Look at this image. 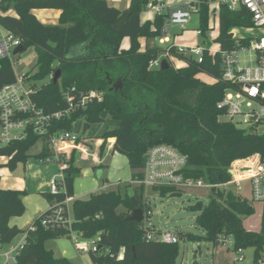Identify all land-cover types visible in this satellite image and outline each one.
<instances>
[{"label": "trees", "instance_id": "obj_1", "mask_svg": "<svg viewBox=\"0 0 264 264\" xmlns=\"http://www.w3.org/2000/svg\"><path fill=\"white\" fill-rule=\"evenodd\" d=\"M152 1L131 0L130 8L122 11L107 0H2L0 8L5 12L12 8L15 14L0 17V23L22 40L26 50L35 49L38 72L31 80L52 77L41 88L34 84L37 92L33 99L46 114L66 110L69 107L67 96L78 105L92 91L103 94V100L93 98L85 108L55 121L51 133L72 131L73 124L83 117L90 125L102 123L103 114L107 112L120 124L101 137L105 141L100 149L105 150L108 140L115 139L112 151L127 157L134 181L143 177L148 150L166 144L188 156L187 176L211 184L225 183L230 180L228 170L235 159L254 153L264 156V133L256 134L222 120L227 112L220 103L228 85L221 80L219 54L211 56L206 52L203 62L198 63L175 46L142 50L140 38L150 40L162 36L168 18L156 15L153 21L142 22L141 15ZM210 1L197 0L199 30L204 37L210 30L211 17L216 14ZM37 9L60 10L59 23H41L33 14ZM126 13H130L128 20L120 33L115 32L113 27ZM218 17L220 31L216 42L222 50L233 47L235 29L252 26V19L244 10L235 12L220 5ZM125 38L131 40L128 49L122 47ZM167 49L171 55L187 61L188 66L177 68L171 64L165 70L151 68ZM58 71L60 78L55 83ZM201 74L214 82L202 80ZM13 82L14 71L8 61H3L0 85ZM119 83L122 87L116 89ZM39 141L38 136L29 133L22 141L0 147V160H8L6 164L0 162V168L14 171L18 164H25L30 158L41 161L52 157L48 137L40 153L30 154ZM68 163L60 192L43 193L50 208L27 230L9 226L11 218L24 215L23 197L27 192L0 189V241L9 244L18 236L26 235L19 264H72L66 258H56L53 251L45 248L49 240L71 239V231L42 224L68 196L74 197V182L81 174L76 151ZM173 191L160 188L162 196ZM144 196L145 188L135 185L132 195L117 190L73 202L72 231L85 240L102 233L98 250L89 252L94 264H177L179 244L147 241L140 223L129 220L134 211L144 209ZM190 209L201 212L197 223L206 236L180 234L181 238L194 242L205 239L218 247V237L227 235L233 237L236 249L264 245V213L260 232L244 227V220L254 214V207L246 199L229 201L223 191L213 190L208 205L198 202Z\"/></svg>", "mask_w": 264, "mask_h": 264}, {"label": "built area", "instance_id": "obj_2", "mask_svg": "<svg viewBox=\"0 0 264 264\" xmlns=\"http://www.w3.org/2000/svg\"><path fill=\"white\" fill-rule=\"evenodd\" d=\"M2 0H0L1 2ZM220 5L227 6L231 11H246L251 19V27H242L239 32L233 31L234 45L229 50H222L221 45L216 42L217 38L213 31L216 25L219 26L218 10ZM210 6L216 10L214 18V28H210L206 37L198 29L197 34L202 38V42L191 47H176L181 52L196 62L202 63L207 52L211 56L217 54L221 57V80L227 83L223 100L220 106L226 109L225 118L234 123L235 117H244V123L251 132L262 134L264 130V0H212ZM148 8L157 15L168 16V25L162 30L164 36L174 27L182 30L191 22L194 15L199 14L197 0L184 3L177 8L167 6L165 0H154L149 3ZM9 15L0 8V17ZM218 19V24L216 20ZM220 31V28L218 29ZM218 31V32H219ZM244 32H251L247 36ZM239 33V34H238ZM163 41V39H162ZM215 42L217 49L213 46H206L209 42ZM24 46L22 40L12 31L0 23V67L3 61L10 63L15 74V82L0 85V147L8 146L13 142H19L27 138L32 133L40 138L43 143L48 137V144L52 157L41 160L43 163H56L59 166V173L50 183V193L55 195L61 190L60 184L65 181V172L69 168L68 161L74 151L85 152V143L81 137L70 130H58L51 133L55 121H58L79 108H85L86 103L97 98L103 100V94L90 92L81 99L80 104L72 103L67 96L69 107L64 111L46 114L33 99L37 89L34 86L33 72L18 73L15 70V62H20L24 52L16 53V50ZM167 59L175 67L178 62H183L188 66V62L178 59L176 56L166 51L151 64V68H161L162 60ZM214 82L210 80V84ZM240 128L239 123H234ZM242 129V128H241ZM104 139L96 141L97 146H102ZM188 156L179 151L176 147L166 144H159L151 147L147 154L143 177L136 180L137 186L145 188L143 221L140 223L144 239L147 241L162 242L166 244H179L180 233L159 230L153 220L152 194L160 195V188H172L174 193H184L194 189H206L208 191L221 190L226 197L231 187L241 190L242 184L249 185L250 197L238 198L246 199L250 204L257 203L263 208L264 213V156L254 153L245 158L235 159L228 170L230 180L222 184H211L204 179H195L187 176L189 167ZM73 197L68 196L65 201L55 211L42 221L43 226H62L71 231V239L75 244L85 250H98V245L102 239L99 232L94 238L81 242V236L72 231L74 218L70 214V205ZM82 239V238H81ZM26 240V235H25ZM25 243V242H24ZM23 244L7 247L0 241V264H19L18 257L23 249ZM218 245H223L227 249L236 252V262H244L246 258L242 255L244 249H236L233 237L220 235ZM253 255L250 264H264V245L261 248L252 247ZM122 256H120L121 258Z\"/></svg>", "mask_w": 264, "mask_h": 264}, {"label": "crops", "instance_id": "obj_3", "mask_svg": "<svg viewBox=\"0 0 264 264\" xmlns=\"http://www.w3.org/2000/svg\"><path fill=\"white\" fill-rule=\"evenodd\" d=\"M107 1L111 6L116 7L122 11L128 10L131 4V0H107ZM194 1L195 0H165L166 5L171 6L172 8H177L184 3H189ZM211 8L213 9V7ZM166 13L164 15H167ZM33 14L43 24L57 25L59 23V19L62 12L56 9H37V10H33ZM156 15L157 14L154 11H152L147 7L146 11L143 12L141 15V20L143 23L147 21H153ZM173 29L174 28H172L170 31H172ZM198 29L199 27L196 30ZM180 30L185 32L181 35H175L173 40L169 35L170 31L167 33L166 36L162 34V36L155 39L147 40L145 38H140L139 41L141 43L142 50L144 51L147 48L157 47L156 45L157 41H159L162 44H166V45L168 44L166 48H168L169 46L191 47L199 44V42H197V39L188 36L190 30L188 29L185 30L180 29ZM130 45H131V40L129 38H125L122 42V47L128 49ZM177 66L179 68L185 67L183 62H178ZM200 78L206 82H210L211 80L210 77L204 74H201ZM104 114H103V118H104ZM85 122L86 123L83 124V131L87 124V120ZM91 126L92 125H90V128ZM72 132H74L73 129ZM101 137L102 136L90 137L89 139H85L84 141L85 152L82 153L76 151V154L80 153L83 156L82 157L83 160H87L88 162H91L93 164L92 167L93 171L90 172L87 171L85 172V174H82V168H81L82 166L80 164L81 161L77 160V164L81 168V174L74 182L73 202L75 200H87L90 198L92 194L108 193L117 190H120L121 193L123 194L122 192L123 189H126L127 194L129 192L127 190L134 191L133 187L124 188L125 187L124 185L127 184H131L133 186L136 185L135 181L133 180V172L132 170H130L131 168L129 166V161L127 157H125L124 155L118 152L112 151V144L115 141V139H109L107 143L108 146H106L105 150H101L100 149L101 147L95 144L96 141L102 140ZM43 145L44 144L42 143L40 150L36 154L42 151ZM107 147H109V150L107 149ZM109 152L110 153L112 152V154H110ZM109 154L113 156L110 157ZM88 158H91V161ZM0 162L6 164L8 160L2 158ZM2 172L5 176L4 178L5 181H9V179H14L13 180L14 184L10 186L4 184L0 187V189L21 190L27 192V194L23 197V203L26 209L24 215L20 217H13L9 221L10 227L16 226L21 230H27L29 227L33 225L35 220L40 215L45 213L50 208V203L43 196V193H47L50 191V183L52 179L59 173V166L56 163H43L37 159L34 160L29 159L28 162L25 164L23 163L18 164L17 168L14 171H11L9 168L5 167V169ZM1 182L2 179L0 177V184ZM69 209L71 216L74 218L73 203H71ZM245 229L248 230L246 227ZM261 229H262V221L259 230H248V231L260 232ZM80 241L86 242L81 238ZM24 242H25V235H20V241L16 245H13L14 243L13 241L9 243L7 247L17 246L23 244ZM72 242L74 244L73 246H70L69 244H67V242L63 241V238L49 240L45 243V248L47 250L53 251L56 258H66L72 264H94L89 255V250L81 249L75 244L73 240Z\"/></svg>", "mask_w": 264, "mask_h": 264}, {"label": "rangeland", "instance_id": "obj_4", "mask_svg": "<svg viewBox=\"0 0 264 264\" xmlns=\"http://www.w3.org/2000/svg\"><path fill=\"white\" fill-rule=\"evenodd\" d=\"M15 11L11 8L9 10V15H14ZM218 14V13H217ZM214 17H211L210 20V28H214ZM216 24H218V19L216 20ZM165 25H168V21H165ZM199 27V17L198 15H194L193 20L186 26V29L190 30L189 35L194 39H197V42L201 43L202 38L197 34V28ZM218 26L216 25V29L213 31L216 38L219 36ZM185 32V31H184ZM178 27H174L172 31H170V37L174 38L175 35H181L184 33ZM239 32V30L237 31ZM236 32V33H237ZM239 34V33H238ZM244 35L250 36L251 32H244ZM156 45L159 49L164 50L168 44H162L159 41L156 42ZM213 46V48L217 49V44L215 42H208L206 46ZM15 70L18 73H26L33 72L35 75L38 72L37 68V53L33 47L26 50L20 62H15ZM33 75V76H34ZM32 76V77H33ZM50 77L42 81H33L34 84L38 88H41L43 85L50 81ZM223 121L228 120L227 118H222ZM86 120L84 118H80L73 125V131L81 137L82 141L85 139H89L90 137H98L103 136L106 132L114 130L118 128L119 122L112 119L108 113L104 114V121L98 124H92L91 128L88 132L83 135V124H85ZM234 123H239L240 128L248 129L247 125L244 123V117H235ZM260 132L264 133L263 129H260ZM42 142L39 141L30 151V154L33 156L36 154L41 148ZM108 146V144H107ZM109 150V147H107ZM110 153V152H109ZM112 154V152L110 153ZM112 157L113 155H110ZM108 156V157H109ZM82 155L80 153L76 154V160L81 161L82 174H85L87 171H93V164L88 162L87 160L82 159ZM34 160L35 158H30V160ZM91 161V158H88ZM109 159V158H108ZM33 162V161H31ZM85 162V163H82ZM109 162V160H108ZM113 168V167H112ZM5 167L0 168V177L2 182L0 187L4 184L10 186L14 184V179H9V181H5V176L3 174V170ZM131 170V169H130ZM124 188H134L133 185L127 184L124 185ZM231 191L234 194L241 197H250L249 194V185L247 183H243L241 190L238 191L236 188L231 187ZM129 191L128 194L133 193L132 190ZM123 194H126V189H123ZM213 191H208L206 189H194L189 190L184 193H181V197H173V193H169L165 196L153 195L152 194V204L151 208L153 210V220L159 230L163 231H172L178 232L180 234H193L200 237H205L206 232L198 225L197 218L200 215V211H191L190 207L194 206L198 202L203 203L204 205H208L210 202V196ZM132 195V194H131ZM254 207V214L244 220V225L248 230H259L261 227L263 208L260 204L252 203ZM20 241V236L14 240L13 245H16ZM64 242H67L70 246H73V242L70 238H63ZM180 252L177 264H250L253 255V248H248L243 250V256L246 258L244 262H236L235 259L237 257V253L227 249L223 245H219L218 247H214V245L202 239L199 242L190 241L186 238H182L179 242Z\"/></svg>", "mask_w": 264, "mask_h": 264}, {"label": "water", "instance_id": "obj_5", "mask_svg": "<svg viewBox=\"0 0 264 264\" xmlns=\"http://www.w3.org/2000/svg\"><path fill=\"white\" fill-rule=\"evenodd\" d=\"M130 16V13H126L119 21L118 23L113 27V30L117 33H120L123 27V24L128 20ZM25 51V47L21 46L16 50V53L18 52H24ZM171 66V64L169 63V61L167 59L162 60L161 63V69L165 70L168 69ZM60 78V71H58L56 73V75L54 76V82L57 83L59 81ZM122 87V83H119L117 85H115L116 89H119ZM90 128V124H86L83 134H85L87 132V130ZM173 197H181V193H174L172 194ZM237 196L233 193V192H229L227 194V200L229 201H236L237 200ZM144 218V214H143V209H138L136 211L133 212V214L129 217V220L137 222V223H141L143 221Z\"/></svg>", "mask_w": 264, "mask_h": 264}, {"label": "bare ground", "instance_id": "obj_6", "mask_svg": "<svg viewBox=\"0 0 264 264\" xmlns=\"http://www.w3.org/2000/svg\"><path fill=\"white\" fill-rule=\"evenodd\" d=\"M238 30L236 29L234 32H237Z\"/></svg>", "mask_w": 264, "mask_h": 264}]
</instances>
